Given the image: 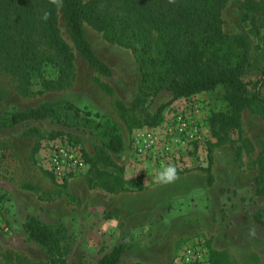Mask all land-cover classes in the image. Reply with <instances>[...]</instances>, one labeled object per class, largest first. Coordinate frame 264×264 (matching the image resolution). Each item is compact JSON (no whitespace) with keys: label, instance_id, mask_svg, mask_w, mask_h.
<instances>
[{"label":"rangeland","instance_id":"374dc122","mask_svg":"<svg viewBox=\"0 0 264 264\" xmlns=\"http://www.w3.org/2000/svg\"><path fill=\"white\" fill-rule=\"evenodd\" d=\"M242 14V1L228 0L221 12L223 30L247 36L249 63L243 78L255 81L264 70V25L253 27L242 21ZM59 27L75 54L71 74L64 79L50 65L43 77L53 82L45 87L37 79L25 95L17 90L15 77L2 72L0 116L60 101L98 114L95 123L117 125L122 149L113 157L123 166L129 187L135 189L140 178L142 190L108 193L88 186L86 160L102 143L95 124L65 127L31 120L0 128V264H47L45 252L23 229L29 215L65 226L67 264H97L122 243L126 249L119 264H173L193 241L207 247L208 262L210 257L216 264H264V196L257 197L254 187L264 118L243 111L241 131L225 137V127L214 121L227 111L221 88L176 100L161 91L122 117L116 103L130 108L140 84L131 51L85 25L93 52L111 71L103 76L75 50L61 14ZM56 147L81 156L78 175L61 180L49 170L47 156ZM168 165L175 166L177 178L158 183L157 173Z\"/></svg>","mask_w":264,"mask_h":264},{"label":"trees","instance_id":"16d2710c","mask_svg":"<svg viewBox=\"0 0 264 264\" xmlns=\"http://www.w3.org/2000/svg\"><path fill=\"white\" fill-rule=\"evenodd\" d=\"M227 1L63 0V6L59 7L51 0H0V74L5 72L15 77L17 90L25 95L31 94L30 88L37 79L45 87L53 82L43 77L50 65L58 68L59 76L68 78L74 69L75 54L61 36V14L75 50L99 74L110 76L111 71L93 52L84 32L85 25L101 33L106 42L133 54L140 84L130 108L116 103L122 117L143 107L161 91L169 92L176 100L221 88L227 111L216 114L214 121L225 127L228 137L234 130L241 131L243 111L264 118V70L259 79L244 80L250 44L242 33L224 32L221 12ZM241 1L242 21L253 27L263 26L264 0ZM45 11L50 12L47 20L42 19ZM158 116L159 112L155 117ZM97 118L98 114L83 113L74 104L60 101L0 116V128L31 120H51L65 127L95 124L102 143L94 156L86 160L90 166L88 186L108 193L142 190L140 178L135 189L129 187L131 183L123 178V166L113 157L122 149L117 125L109 120L95 123ZM59 135L62 133H55ZM254 165L255 195L263 197L264 142ZM28 188L38 191L35 187ZM23 229L45 252L47 264H67L68 234L64 225L51 226L29 215ZM125 249L123 243L114 246L97 264H119ZM209 262L216 264L210 257Z\"/></svg>","mask_w":264,"mask_h":264},{"label":"built area","instance_id":"2783aa9c","mask_svg":"<svg viewBox=\"0 0 264 264\" xmlns=\"http://www.w3.org/2000/svg\"><path fill=\"white\" fill-rule=\"evenodd\" d=\"M146 141L151 143L150 137ZM49 170L59 179H68L80 173L83 167L81 156L73 149L56 147L48 153ZM208 250L203 242L193 241L184 247L174 259L173 264H209Z\"/></svg>","mask_w":264,"mask_h":264},{"label":"clouds","instance_id":"9594fccd","mask_svg":"<svg viewBox=\"0 0 264 264\" xmlns=\"http://www.w3.org/2000/svg\"><path fill=\"white\" fill-rule=\"evenodd\" d=\"M51 3L55 6L62 7L63 0H51ZM50 16L49 11H45L42 16L43 20H47ZM177 178V170L174 165H168L163 167L156 175L155 179L158 183L166 184L171 183Z\"/></svg>","mask_w":264,"mask_h":264},{"label":"crops","instance_id":"0c3cea01","mask_svg":"<svg viewBox=\"0 0 264 264\" xmlns=\"http://www.w3.org/2000/svg\"><path fill=\"white\" fill-rule=\"evenodd\" d=\"M217 253H219V252H217Z\"/></svg>","mask_w":264,"mask_h":264}]
</instances>
